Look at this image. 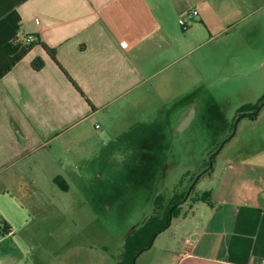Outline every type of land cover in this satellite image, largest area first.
<instances>
[{"label":"crops","instance_id":"obj_1","mask_svg":"<svg viewBox=\"0 0 264 264\" xmlns=\"http://www.w3.org/2000/svg\"><path fill=\"white\" fill-rule=\"evenodd\" d=\"M190 10L198 15L184 30L179 20ZM23 36L39 43L26 51L16 43ZM263 36L264 0H0V221L11 230L4 239H18L54 195L62 207L70 192L64 164L84 162L87 146L148 149L149 134L159 135L158 124L145 126L148 104L157 119L165 114V99L180 94L187 76L180 62L197 48L215 51L204 55L207 66L219 49L225 58L247 37ZM184 66L195 76L194 59ZM139 157L135 172L148 184L159 160L146 150ZM213 178L210 199L172 222L163 247L138 264H264V149L223 162ZM14 254L0 250V264H18Z\"/></svg>","mask_w":264,"mask_h":264},{"label":"rangeland","instance_id":"obj_2","mask_svg":"<svg viewBox=\"0 0 264 264\" xmlns=\"http://www.w3.org/2000/svg\"><path fill=\"white\" fill-rule=\"evenodd\" d=\"M214 52L205 46L188 57L196 61L193 77L184 66L189 59L180 62L187 76L180 84V94L165 99L163 116L157 119L148 113L150 101L145 126L150 130L158 124L159 135L149 134L155 138L148 149L87 146L84 162L64 164L70 192L63 194L62 207L54 195L52 204L37 212L35 222L21 227L18 239L5 240L0 233V250L14 252L18 264H119L126 241L135 236L129 247L144 245V232L137 235V231L152 216L164 217L171 203L188 193L195 182L187 200L178 206L174 225L193 206L209 200L216 185L213 172H219L223 162L251 157L264 149V106L255 118L241 116L264 104V36L255 41L247 37L236 49L230 47L231 56L225 58L219 49L215 60L204 65V55ZM225 61H229L227 67ZM235 61H241L242 67L237 68ZM145 150L159 160L151 166L153 177L148 184L144 172L142 178L135 172L144 165L139 156ZM186 230L187 226H180L177 232L183 235ZM167 232L172 227L160 233L149 249L139 252L135 264L141 254H157Z\"/></svg>","mask_w":264,"mask_h":264},{"label":"trees","instance_id":"obj_3","mask_svg":"<svg viewBox=\"0 0 264 264\" xmlns=\"http://www.w3.org/2000/svg\"><path fill=\"white\" fill-rule=\"evenodd\" d=\"M39 41L38 40H34V42H32L29 46L26 47V51H30L34 45L38 44ZM18 47V46H17ZM7 51H9L8 48H6ZM54 59L56 60L55 56H54ZM33 68L36 70V71H39L41 70L43 67H44V61L42 58H37L33 61V64H32ZM70 78V77H69ZM71 82L74 84V86L80 91L79 87L77 86V84L70 78ZM81 92V91H80ZM82 93V92H81ZM264 102V99L263 101ZM261 102V103H262ZM259 107V105L257 106H253V108L251 110H246V111H243L241 113V116L244 117H250V118H255L257 114L259 113H256L254 115H247V113L249 112H255L256 109ZM244 112H247V113H244ZM220 151V150H219ZM216 156V154H214L213 158ZM211 169V168H210ZM200 179V177H199ZM198 179V180H199ZM196 184V183H195ZM194 184V185H195ZM190 187V186H189ZM189 189V188H188ZM186 193L185 192L181 197L177 198L176 200H174L172 203H171V206L170 208L166 211L164 217H161V215H158V216H152L151 219L146 223V225L148 226H143L141 229H139L137 231V235H139L142 231L144 232V234H141L142 237L145 236L144 239H147V242L144 243V245H140L136 248L134 247H129V244L130 242L135 238L134 237H131V239L128 241H126V250H125V254H124V258H123V262L122 263H119V264H133V261H134V258L135 256L141 252V251H144L146 249H148V247L150 246L151 244V240L152 238L157 234V233H162L163 230L167 227L168 223H169V218H170V215H172V220L176 217L177 213H179L177 211L178 209V206L180 204H178L179 202L183 201V199L185 198L186 196ZM186 201V200H185ZM0 224L2 225L3 227V233L4 234H8V232H10V226L7 222H5L4 219H1L0 221ZM172 224V223H171ZM170 227V226H169ZM135 233V231L133 232V234Z\"/></svg>","mask_w":264,"mask_h":264},{"label":"built area","instance_id":"obj_4","mask_svg":"<svg viewBox=\"0 0 264 264\" xmlns=\"http://www.w3.org/2000/svg\"><path fill=\"white\" fill-rule=\"evenodd\" d=\"M198 15L197 11H188L182 18H180L179 23L182 26V28L184 30H186L188 28V22L192 21V19ZM35 39H33L31 36H23L20 37L19 39H17L16 43L21 44L23 47H27L29 46L32 42H34ZM126 43H123L122 46L126 47ZM97 128H99V126H97ZM0 233L3 235H6L3 233V227L0 224ZM10 232H8L9 234Z\"/></svg>","mask_w":264,"mask_h":264},{"label":"water","instance_id":"obj_5","mask_svg":"<svg viewBox=\"0 0 264 264\" xmlns=\"http://www.w3.org/2000/svg\"><path fill=\"white\" fill-rule=\"evenodd\" d=\"M263 105H264V104H262V105L260 106V108H259L256 112L247 113V114H248V115H254V114H256V113H259V112H260V109L263 107ZM212 159H213V157H211V159H210V166H209V168L212 167ZM198 179H199V177L197 178V180H198ZM197 180H196V181H197ZM195 183H196V182H195ZM195 183H194V184H195ZM194 184L190 187L189 192L186 194V196H185V198L183 199V201L179 202L178 204H181V203H183L185 200H187V198H188V196H189V194H190V191L192 190V187L194 186ZM171 223H172V215H170L169 223H168L167 227H166L163 231H165L166 229H168L169 226L171 225ZM158 235H159V233H157V234L152 238V240H151V244H150V246L148 247V249L153 245L154 240L156 239V237H157ZM140 253H141V252H140ZM140 253H139V254H140ZM139 254H137V255L135 256L134 261H133V264H135L136 259H137V256H138Z\"/></svg>","mask_w":264,"mask_h":264},{"label":"flooded vegetation","instance_id":"obj_6","mask_svg":"<svg viewBox=\"0 0 264 264\" xmlns=\"http://www.w3.org/2000/svg\"><path fill=\"white\" fill-rule=\"evenodd\" d=\"M264 106V105H263ZM250 113H252V112H250ZM187 194V193H186Z\"/></svg>","mask_w":264,"mask_h":264}]
</instances>
